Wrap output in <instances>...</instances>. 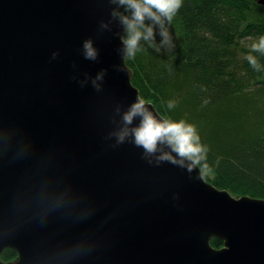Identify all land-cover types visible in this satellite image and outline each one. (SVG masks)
Returning a JSON list of instances; mask_svg holds the SVG:
<instances>
[{
  "label": "water",
  "instance_id": "obj_1",
  "mask_svg": "<svg viewBox=\"0 0 264 264\" xmlns=\"http://www.w3.org/2000/svg\"><path fill=\"white\" fill-rule=\"evenodd\" d=\"M115 7L0 0V264H264V199L117 144L141 96Z\"/></svg>",
  "mask_w": 264,
  "mask_h": 264
},
{
  "label": "trees",
  "instance_id": "obj_2",
  "mask_svg": "<svg viewBox=\"0 0 264 264\" xmlns=\"http://www.w3.org/2000/svg\"><path fill=\"white\" fill-rule=\"evenodd\" d=\"M261 0H183L169 31L175 47L126 59L132 83L164 118L196 126L209 149L205 179L234 197L264 199V71H256L251 42L264 36ZM161 37L158 32L156 43ZM169 101L174 107L169 109ZM219 158V164H216ZM216 249L223 242L212 239ZM17 258L8 249L2 259Z\"/></svg>",
  "mask_w": 264,
  "mask_h": 264
},
{
  "label": "clouds",
  "instance_id": "obj_3",
  "mask_svg": "<svg viewBox=\"0 0 264 264\" xmlns=\"http://www.w3.org/2000/svg\"><path fill=\"white\" fill-rule=\"evenodd\" d=\"M110 2L116 5L111 16L123 29V35H120L122 44L120 52L124 59H134L138 52L144 51L142 42L157 52L175 47L168 25L182 7L183 0H110ZM101 26L107 27L106 24ZM157 32L162 38L159 44L156 43ZM82 46L85 59H97V50L93 47L91 39L85 40ZM252 51L264 55V36L252 45ZM57 55L58 53H53V59ZM246 59L254 70L264 71V66L260 65L256 56L250 53ZM103 76L104 72H101L92 81L97 91L99 85L96 81L102 80ZM167 107L173 108L174 102L169 101ZM117 112L119 113V109ZM137 119L139 123L133 126ZM121 121L122 127L113 133L117 144H122L131 137L134 144L143 148L146 155L160 152L159 161L166 160L186 167L189 173L197 168L201 174L213 172V168L208 164L209 149L201 142L195 125L185 120L158 118L150 110L147 102L139 97L121 115ZM216 164H219V158Z\"/></svg>",
  "mask_w": 264,
  "mask_h": 264
},
{
  "label": "rangeland",
  "instance_id": "obj_4",
  "mask_svg": "<svg viewBox=\"0 0 264 264\" xmlns=\"http://www.w3.org/2000/svg\"><path fill=\"white\" fill-rule=\"evenodd\" d=\"M258 40H254L253 42H251V45H253L254 43H257Z\"/></svg>",
  "mask_w": 264,
  "mask_h": 264
},
{
  "label": "flooded vegetation",
  "instance_id": "obj_5",
  "mask_svg": "<svg viewBox=\"0 0 264 264\" xmlns=\"http://www.w3.org/2000/svg\"><path fill=\"white\" fill-rule=\"evenodd\" d=\"M14 261V260H13Z\"/></svg>",
  "mask_w": 264,
  "mask_h": 264
}]
</instances>
